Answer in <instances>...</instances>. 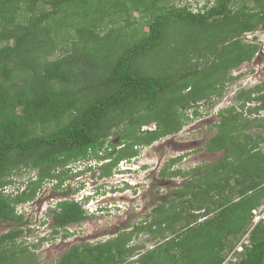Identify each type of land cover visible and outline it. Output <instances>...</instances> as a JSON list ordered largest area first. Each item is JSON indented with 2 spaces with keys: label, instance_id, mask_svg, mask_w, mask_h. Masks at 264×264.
<instances>
[{
  "label": "trees",
  "instance_id": "obj_1",
  "mask_svg": "<svg viewBox=\"0 0 264 264\" xmlns=\"http://www.w3.org/2000/svg\"><path fill=\"white\" fill-rule=\"evenodd\" d=\"M160 3L0 0V221L11 224L0 234V264H39L18 247L33 230L18 207L34 200L45 180L62 182L72 162L97 166L98 179L114 176L137 146L180 131L193 104L222 97L236 78L230 70L261 48L241 36L264 24V0H216L205 11ZM163 54L172 67L164 71ZM236 97L205 146L222 151L221 159L182 170L174 168L179 158H170L160 174L187 181L151 218L105 241L74 245L55 264H223L246 233L249 242L232 264H264V218L251 227L264 202V134L248 132L264 129V80ZM154 121L156 128H142ZM113 135L120 147L112 153ZM94 159L101 164H89ZM32 170L37 178L23 191L5 192L14 175ZM57 208L55 231L88 218L74 199ZM143 232L151 248L133 243Z\"/></svg>",
  "mask_w": 264,
  "mask_h": 264
},
{
  "label": "rangeland",
  "instance_id": "obj_2",
  "mask_svg": "<svg viewBox=\"0 0 264 264\" xmlns=\"http://www.w3.org/2000/svg\"><path fill=\"white\" fill-rule=\"evenodd\" d=\"M215 2L216 0H162L160 6L163 8H178L189 4L195 10L202 9L205 11ZM135 14L139 15V12L135 11ZM118 25L120 24H116L115 26ZM241 40L245 43H259L261 44V48L251 60L230 70V75L236 78L226 83L223 96H215L211 99L204 98L199 103L193 104L192 108L187 110L190 116L189 121L180 131L170 133L149 145L137 146L139 151L137 158L135 156V164L124 163L122 165L123 169L142 170L139 174L140 180L142 177H145L142 186L140 184L137 187L125 185L123 178L127 177L118 174L116 166L113 172L117 174L103 179L107 183L104 189H102V192L105 194L101 197L103 198L102 202H104L101 205L103 204L105 209L102 210L97 205L92 204L90 211L88 210L87 212L88 218L86 220L71 224L70 227L74 229V234L66 232L62 227H57L58 231H55L56 223L53 218V209H59L57 208V203L64 199H74L84 205L86 198L81 199L82 195L87 193L95 185V180H97L95 176H97L99 168L94 163L96 165L101 164L97 159H94L89 164H93V168L95 169H88L87 163L76 164L72 162L69 164L72 170L64 175L65 179L62 182L57 178L45 180L43 187L34 200L19 205V212L25 215L24 220L27 223L25 227L33 230L25 231L18 238V247H27L30 253L34 254L35 261L39 264H55L60 256L74 245L85 242L95 244L105 241L125 230L132 229L141 220L151 218L153 208L163 201L167 202V200H170L171 196L175 194V189L183 187L187 181V178L181 175L165 177L159 174V170L165 166V163L170 158L178 157L179 159L176 161L174 168H181L182 170L191 169L199 164L213 163L221 159L222 151L210 152L205 148L207 141L218 130L215 123L220 119V111L238 102L236 95L242 88L253 87L264 80V24L260 25L259 29L254 33L249 32L241 36ZM168 52L171 53L172 51L168 50ZM164 57L165 54L158 61L161 65L160 70L163 69V71L172 68L165 61ZM254 104L256 103L251 105ZM196 107H199L198 115L194 114ZM129 115L132 114L130 113ZM261 115L264 116V110L261 112ZM140 119L142 120L143 116ZM144 124L143 129H154L157 122ZM263 131L264 129L254 128L249 129L248 132L256 135L258 133L264 134ZM110 140L111 143L115 144L111 147V152L113 153L120 147L118 145L119 136L113 135ZM135 158H132L131 161ZM127 160H123L122 162ZM143 163H146L144 170L142 168L139 169L138 167H141ZM78 170L91 171H82L78 175ZM147 173L150 176H146L148 175ZM12 178L13 182L5 187V192H21L26 187L30 178H37V170L22 172V174L14 175ZM99 180L101 183L102 179L99 178ZM128 180L133 181L132 179ZM82 183L85 184L84 191L80 190V186L83 185ZM56 184H60V186L55 187L54 185ZM92 189H95V187ZM79 190L80 192H78ZM260 209H262L263 213L264 205L257 209L258 214H260ZM90 212L95 214L91 215ZM183 223L179 222L177 227ZM10 228V223L0 221V234L7 232ZM248 236L249 233H246L237 244L243 240L249 242ZM148 237L149 234L143 232L133 243H145L146 248H151L153 243L147 241ZM226 254L227 257L223 264H232L233 261H237L240 258L237 254L232 256V251L227 250ZM21 258L22 262L31 260L29 256Z\"/></svg>",
  "mask_w": 264,
  "mask_h": 264
},
{
  "label": "clouds",
  "instance_id": "obj_3",
  "mask_svg": "<svg viewBox=\"0 0 264 264\" xmlns=\"http://www.w3.org/2000/svg\"><path fill=\"white\" fill-rule=\"evenodd\" d=\"M156 142V141H155ZM138 148V147H137ZM139 151V150H138ZM137 155H138V152H137ZM133 158H135V157H133ZM136 158H137V156H136ZM136 158L133 160V161H131V159L130 160H127V159H122L121 160V162H120V164H119V166L116 168L117 170H118V174H122V175H124V176H126L127 178H128V176L126 175L127 174V170H132V169H130V168H125V170H120V167L122 168V165L124 164V163H131V164H135L134 162H135V160H136ZM172 158H174V157H172ZM123 160H127V161H124V162H122ZM122 163V164H121ZM145 165H146V163H143V165L141 166V167H138L139 169H143L144 167H145ZM137 168V169H138ZM123 169V168H122ZM117 174V173H116ZM177 176V175H176ZM127 178H123V181H124V184L125 185H128V187L129 186H135L136 184H134V183H131V180H128ZM100 180L97 178V180H95V185L92 187V188H94L95 187V189H90L87 193H85L84 195H82V197H81V199H85L86 198V201L84 202V205H83V207L85 208V210H86V213L88 212V210L90 211V207H91V205L93 204V205H97L98 206V208H100V209H102V210H104L105 208V206H103V204L101 205V203H104V202H102L103 201V198H101L105 193L104 192H102V189L100 188V185L101 184H103L104 183V181L102 180V182L100 183L99 182ZM121 181H122V179H121ZM80 190L81 191H84L85 190V188H83V187H81L80 188ZM80 190L78 191V192H80ZM78 192H77V194H78ZM87 203V204H86ZM264 205V203L262 204V206ZM261 207V206H260ZM259 207V208H260ZM259 208H256V209H259ZM255 210V209H254ZM254 210H253V212H254ZM264 213V212H263ZM262 213V209H261V213L260 214H263ZM90 214L92 215V214H95V213H91L90 212ZM87 215H88V213H87ZM254 218H255V212H254ZM262 219V218H261ZM260 219V220H261ZM86 220V219H85ZM259 220V221H260ZM84 221V220H83ZM83 221H81V222H83ZM253 225H254V219H253ZM253 225L251 226V227H253ZM71 224H69V225H67L66 227H62L63 229H65V231L66 232H69V233H71V234H74V229H72L71 227ZM244 237V236H243ZM244 243H248V242H246V241H244L243 242V249L242 250H240V251H238V250H236V252H235V254H237L238 252H242V251H244ZM238 245V244H237ZM237 245L235 246V248L234 249H236V247H237ZM234 249H232V250H230V251H233Z\"/></svg>",
  "mask_w": 264,
  "mask_h": 264
},
{
  "label": "flooded vegetation",
  "instance_id": "obj_4",
  "mask_svg": "<svg viewBox=\"0 0 264 264\" xmlns=\"http://www.w3.org/2000/svg\"><path fill=\"white\" fill-rule=\"evenodd\" d=\"M144 170V168H143ZM142 172V170H127V176H128V179H132L133 181H131V183H134L136 184L135 187H137V185H143V180L144 178L142 177L141 180L139 179L140 176L139 174ZM161 173V170H159V174ZM148 174V173H147ZM146 176H150V174L146 175ZM136 178V180H135ZM130 187V186H129ZM132 187V186H131ZM136 189V188H135Z\"/></svg>",
  "mask_w": 264,
  "mask_h": 264
},
{
  "label": "built area",
  "instance_id": "obj_5",
  "mask_svg": "<svg viewBox=\"0 0 264 264\" xmlns=\"http://www.w3.org/2000/svg\"><path fill=\"white\" fill-rule=\"evenodd\" d=\"M254 212H255V218H254V225H255V224H256L261 218H264V213H263V214H258V210H257V209H255ZM259 213H261V209H260ZM254 225H253V226H254ZM246 238H247V237H246ZM244 241H245V240L241 241V242L237 245L236 249H234V250L232 251V252H233L232 256L235 254L236 250L240 251V250L243 249V242H244ZM232 256H231V257H232Z\"/></svg>",
  "mask_w": 264,
  "mask_h": 264
}]
</instances>
